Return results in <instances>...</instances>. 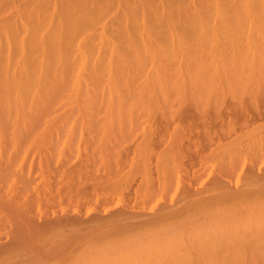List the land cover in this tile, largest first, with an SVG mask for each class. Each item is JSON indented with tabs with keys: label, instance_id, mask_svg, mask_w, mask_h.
<instances>
[{
	"label": "bare ground",
	"instance_id": "obj_1",
	"mask_svg": "<svg viewBox=\"0 0 264 264\" xmlns=\"http://www.w3.org/2000/svg\"><path fill=\"white\" fill-rule=\"evenodd\" d=\"M243 22L245 24L248 23L249 29L248 28H246V29H248L250 36L253 37L252 33L254 34V38H251V37L249 39L247 38V40H245L246 43H243L244 41L241 40L243 44H241L240 42H236L237 39L235 41H232L231 44L229 43L231 51L233 49L234 50L233 52H237V53L240 52L241 53L244 49L243 52H248L247 50H249L250 51L249 54L253 53L255 51H256V53L259 52L260 54L264 53V0H0V143L2 142V144H3L5 142L4 140L7 139V138L4 139L5 131L9 128V130H11L9 132H11V135H12L11 141L13 142V146H16L18 144V141L20 142V138L23 136L22 134L25 133V135H26V133H27V135H28V132L29 133L32 132L33 128L35 129L37 124L39 123V120L41 121V119L43 118L41 122L45 123L46 121L44 120V118L47 117V115L54 114V116H55V114L57 113L56 110L54 109L55 106H60L58 108H60V110L62 109L61 110L62 113H65V114L68 113L67 114L68 116L65 115L67 118H71L70 115H72L73 118L69 119V120H71V121H69L66 117H63V115L60 114L61 112H58L60 115H62L61 120L58 119V121L60 120V121H63L65 123L68 122L67 125L65 124L67 126V128L72 127V125H73L72 119L73 120L75 119V121L77 119H80V121L82 119H85V121L89 125L88 121L91 119L90 117H93V115H96V117H97V114H101V113H102V115H103V113H105L104 115H106V116L108 115V117L112 116V118H115V117L120 118L121 117L120 118L121 121L119 119H118L119 121L117 120L118 123L120 124V122H122V118H124V116H127V117L130 116L131 117V116L135 115L136 113L139 114V112H135L136 111L135 109H139L142 111V109L139 107L138 104H140V106H142L141 102L142 101H143L142 103L146 102V101L144 102V100H146L145 95L149 96L150 100L147 99L148 101H147V103H145V104L149 105V103H151V101H156L157 104H161L162 102H160V101L162 99H165V100L169 99V97H170L169 93H170L171 89H176L175 91H173V93L179 92L180 89L182 90V88H183L182 91H184V92L186 91L185 95L181 94V96L179 95L180 97L177 96V97H179L178 98L179 100L180 99L182 100L181 97L184 98V96H186V94L188 96L189 93H190V95H189L190 97L193 96L192 95L193 92L195 93L194 94L195 97L197 99H199L198 98L199 96H196V95L199 92H201V90L203 93L204 89L207 90V91H205L206 94L205 95H203L202 93L201 94L205 97H203L201 94L200 95L203 98L207 99V92L210 91L211 94L210 95L208 94V97L211 96L210 98L211 99L213 98V100L208 98L209 100H206L203 102V100H204L203 98L199 99V100L203 99L202 102L199 101L200 103H202V105L200 106V103H195V105L192 106L193 108L195 107V109H196L194 113L187 110L186 111L187 113L183 114L181 111L182 115H184L183 117L186 118L185 119L187 122V124L185 125V127L187 126L186 130H185L184 126H183L184 128L182 127L183 131L181 130L182 128L175 129V130L173 129L174 132L171 131V133L173 132V136H168L169 134L171 135V133H169V131L167 133V129L166 130L164 129V131H166V132L163 131L164 133L161 131L164 135H165V133L168 134V135H165L166 136L165 142L168 139L169 140L167 141V144L164 145L165 148H164V146H161V147H163L162 148L163 150L160 152V154L159 153L157 154L158 155L156 157L157 159L154 160L155 161L154 163H156V164H154V166L156 165V167H154V168H156L155 169L156 170L155 175H156L157 181H155L156 179L154 180V178L151 175H149L151 173H148L151 171V168L149 169V167H148V166H150L149 163H145V160H147V157L145 155L151 149H153L151 146H153L152 144H154L155 141H156L155 143L159 142L160 144H162V143L165 144L163 141L164 138L161 137L162 133L160 135L158 134V137H157V132H153L154 130L150 133L148 132L149 134L145 133V136H144L145 139H144L142 145L140 146V150L142 148V150L144 151V152H142V150H141V152L144 153L143 156L145 158L142 156V154H141V157L144 158L145 160L143 159L144 161L141 162V165L140 166L135 165L134 168L142 167L141 169L145 173H147V177L151 176L150 179L152 181L151 180L150 181L154 182V183L156 182L157 184L155 183V185H156L154 187L155 189L151 188L150 185H149L150 188H148L147 190L144 187V189L146 191L143 190L145 192L141 193L144 196L143 199H145L147 197H151L152 194L154 193V194L159 195L158 196L159 198L157 199V202H159L160 200H162L163 197L167 196V193L172 192L171 197H172V199H174V198L175 199L174 200H171V198H168V199L171 200L172 202H174L175 200L178 199L179 203H182V204L176 208H171V207L170 208H168V207L161 208L157 212L158 215L154 218L152 217L153 220L150 217L151 221L145 220V222H144L143 219H142V221L144 223L147 222L146 224L147 225L150 224V225H152V227L153 226L158 227V225H159V227L161 226L160 228L163 227L164 229H166L167 232H168V230L169 231H171V230L177 231L178 230V234L177 235L175 234L176 235V237H174L175 239H177V238L179 240L189 239V240H191V242L193 244L194 243H196V244L200 243L203 245V247L200 246L201 248L198 247L199 245L197 246L198 248L194 246L193 248H197V249L190 251L189 250L190 248L185 249V245L183 244L184 242L181 243V241H179V244L180 243L183 244L184 248H182V246L180 245L181 248L177 249V250H175V248H174L175 251H173V249L171 248L173 252H168L167 250H165L168 253V254L166 253L167 258H171L170 255H172V258H171L172 260L174 259L173 257H175V259L176 258H184L187 256L191 257L194 255H198L204 251L206 253V251L208 250V251H210L211 254L212 253H216V254L220 253V255H221V253H226V254H222L220 256L221 258L223 255L226 258L227 254H231L232 256L233 255L234 256L235 255H240V256L243 255L245 258L246 257L245 255H248L249 253L252 254L253 256L251 255L250 257L249 256L248 257L254 258V256H256L254 254H257L256 257H259V258H256V257L254 258V261H253V264H254L257 261V259L264 258V257L258 256V254L263 255L264 251L261 252L260 249L259 250L255 249L258 246L257 243L259 241L261 243H262V241H264V99L263 100L261 99V101L257 100V99L256 100L248 99L249 98L248 94L251 92H249L247 90L249 92L247 94V96H248L247 99L250 101H248V100L237 101L239 98L236 99L237 97H235L234 100H236V101L234 102V100H232L234 103H232V101L230 102L232 105H230V103H228L230 105V108H228L229 105L228 106H226L227 104L225 105V107H227L229 109V110L225 109V111H227V112L223 113L222 112V111H224L223 109L219 110L220 112H217L218 109H220L222 105L224 106V102L217 99V96L215 95L217 93L216 90L217 91H218V89L220 90L219 95H221V92H224V90L226 92L228 90L231 92L235 88L234 82H236V81L234 80V78L239 77L236 80L240 82L239 83L240 85H242V83L246 82V80L248 79L245 75L246 72L244 74V72L241 73V71H240L241 74L245 75V76L241 75L243 77V79L245 77L247 78L244 81L241 78V76H238L240 74L238 71L237 72L239 74L237 76L235 75L236 77H234L233 74H235V73H231V70L233 71V68L232 69L230 68V66H232L233 64L229 65V66L226 64H222L223 62H225V61H223L225 59L224 57H223L224 59L221 60L223 62H220V61H217V62L212 61L211 62L210 60H207V61H210L211 64L205 63L206 60L202 61L203 59L202 60H191V59H193V58H191L192 56H194V57H195V55L200 56V53H203L206 51L207 52L211 51V52L215 53L216 52L215 50H217V52L218 51L220 52V51H224L225 49H227L224 45L223 46L221 45V44H226L225 43L226 41L224 43H221V44L219 43L221 46H218L219 45L218 44V38L219 37L217 36V34H219V33L217 31L223 30V31L229 32V30H232V33H234L233 30L238 31L239 29H242V28L245 29L244 27H242ZM245 24H243V26H246ZM237 31H235V33ZM242 31L243 30H240L239 33H241ZM191 33H193L194 37H191L192 36ZM225 34H223V35H225ZM237 34H238V32H237ZM243 34H245V33L243 32ZM221 36H220L219 40H222L224 38V37H222V39H221ZM233 36H237V35H233ZM238 36H237V38H238ZM226 38L230 39V36L229 35L227 36V34H226L225 40H226ZM233 38L235 39V37H233ZM238 40H239V38H238ZM227 44H228V42H227ZM207 52L205 53V55L207 54ZM228 52H230V51H228ZM205 55H202V56H205ZM186 57H188V58L185 59ZM195 58H197V57H195ZM238 58H240V56ZM251 58H252L251 60H253L255 57L254 58L251 57ZM219 59L217 58V60H219ZM221 59H222V56H221ZM244 59H245V57H244ZM181 60H185L186 63L183 64L184 61L182 62ZM231 60L233 61V59H231ZM238 61H239V59H238ZM261 61H262V56H261ZM261 61H259L260 66H261V63H260ZM240 62H239V65H240ZM251 62H254V61H251ZM178 63H179V65H178ZM226 63H227V61H226ZM235 63H237V62H235ZM180 64L181 65L183 64V66H180ZM242 64H244V63H242ZM256 64H257V62H256ZM246 67H248V66H246ZM235 68H239V67H235ZM253 68L254 67H252V69ZM262 68H263V65H262ZM235 70L236 69H234V72H235ZM238 70H241V68ZM252 72H253V70H252ZM259 74H257V75H259ZM253 75H255V74L253 73ZM260 76H262V75H260ZM256 83H258V82H256ZM259 83H261V82H259ZM138 84H140L141 88L138 87ZM253 84H255V83H253ZM262 86H264V85L262 84ZM243 87H246V85L242 86V88ZM226 92H224V93H226ZM230 92H229V94H230ZM234 92H236V89L232 92L233 94L236 95V93H234ZM256 92H257V90H256ZM171 93H172V91H171ZM181 93H183V92H181ZM224 93H222V94L225 96ZM179 94H180V92H179ZM233 94H230V95L233 96ZM176 95H178V94H176ZM176 95H174L175 96L174 98L177 99ZM187 96L185 97V99L187 98ZM240 96H241V93H240ZM253 96H254V94H253ZM141 97L144 100H138ZM159 97H161L162 99ZM230 98L232 99V97H230ZM191 99H190V101H191ZM197 99H195V100H197ZM137 100L139 101V103H136ZM157 100H160L159 101L160 103H158ZM195 100H193V102H195ZM225 101L229 102V100H226V99H225ZM164 102H166V101H164ZM156 103L154 105L158 106V108H159L160 105H156ZM145 104H143V105H145ZM163 104H165V103H163ZM192 104H194V103H192ZM196 104L199 105V107H197ZM147 105H146L147 109L145 108V111H148L150 109V107H153V105L152 106L149 105L150 107L148 109ZM183 105H185V104H183ZM136 106L139 108H136ZM142 107H144V106H142ZM169 108H170V106H169ZM179 108L177 107V109H179ZM164 109H165V105H164ZM167 110H168V108H167ZM170 110H171V108H170ZM212 110L216 111L217 113L216 112L213 113ZM152 111H153V109H152ZM160 112H162V114H163L164 113L163 109H162V111L159 110V113ZM167 112L168 111H166V113ZM154 113H156V112H154ZM178 113H179V111H178ZM149 114H151V112H149ZM162 114H160V115H162ZM75 115H76V117L78 116L77 119L74 118ZM175 115H172V116H175ZM82 116H85V117L90 116L89 117L90 119L86 120V118L85 117L82 118ZM113 116H115V117H113ZM167 116L169 119L172 118V116L171 117H169V115H167ZM139 117L142 118L143 115L139 116ZM176 117H178V116H176ZM58 118H59V115H58ZM63 118H64V120L66 118V121H64ZM101 118H103V117H101ZM104 118L107 119L106 117H104ZM129 118H127V119H129ZM161 118H163V117H161ZM178 118H180V117H178ZM108 119H110V118H108ZM43 120H44V122H43ZM51 120L53 121V119H51ZM51 120H48V121H51ZM96 120H94V121H96ZM113 120L108 121L109 122L108 124L110 125L111 121H113ZM143 120H144V118H143ZM143 120H142V122H143ZM149 120H150V118H149ZM155 120H154V122H155ZM10 121H11V123H10ZM52 121H51V123L49 122V124H52ZM58 121L56 122V125L58 123H60V121L59 122ZM104 121L107 122V120H104ZM117 121H115V124ZM130 121H132V120H130ZM176 121H179V120H177V118H176ZM70 122H71V125L69 124ZM82 122H79V123H82ZM86 122H83V123L87 125ZM136 122H138V121H136ZM164 122H165V124L167 123L166 121H164ZM83 123L81 125H84ZM104 123H102V124L104 125ZM54 124L52 126H55ZM119 124H118V126H119ZM127 124H129V123H127ZM156 124H158V123L156 122ZM62 125H64V124H62ZM106 125H107V123H106ZM122 125L125 126L124 124H122ZM145 125L147 126V124H145ZM174 125H175V123H174ZM42 126H45V125H42ZM52 126H50V127H52ZM95 126H97V124ZM100 126H101L100 129L103 130L101 124H100ZM111 126L113 127V124ZM150 126H152V125H150ZM47 127L49 128V126H47ZM55 127H54V129H57ZM82 127H84V126H82ZM82 127H81V129L79 128V130H82ZM169 127H170V125H169ZM179 127H181V126H179ZM73 128L75 131V127H73ZM92 128H93V126H92ZM129 128L132 129L131 126ZM139 128H140V125H139ZM139 128H138V130H139ZM85 129H86V127L84 128V130ZM93 129L95 131V128H93ZM127 129L128 128H126V130ZM134 129H135V127H134ZM140 129H141V131L143 130V128H140ZM162 129H163V126H162ZM162 129H160V130H162ZM79 130H78V132H79ZM178 130H181V131H179L175 134V132ZM55 131H57V130H55ZM60 131H62V130H60ZM60 131H58V133ZM65 131H62V132L65 133ZM72 131L70 132L69 130H67L66 132L72 133ZM88 132H90V131H88ZM106 132H107V130H106ZM132 132H133V130H132ZM47 133H49V132H47ZM75 133L78 134L77 132H75ZM99 133H101V132L99 131ZM99 133H97V135ZM103 133H104V130H103L102 134ZM151 133L154 136L156 134V136H155L156 138L153 135H151ZM61 134L63 135V133H61ZM61 134H60V136H61ZM81 134L82 133H80V135ZM111 134H113V132ZM114 134H116V133H114ZM129 134H130V132H129ZM163 134H162V136H163ZM45 135H47V134H45ZM53 135L54 134H52V136ZM104 135H105V133H104ZM116 135H119V132ZM116 135H115V137H116ZM136 135H138V134H136ZM106 136H109V134H107ZM110 136H112V135H110ZM30 137H32V136H30ZM78 137L80 138L79 135L77 136V138ZM87 137L84 139L85 140L88 139ZM118 137H120V136H118ZM149 137H151V138H149ZM54 138L55 137H53V139ZM63 138H64V136L62 137V140H63ZM69 138H68V146L70 145L69 144V140H70ZM140 138H141V136H140ZM158 138H159V140L162 138V140H160L162 143L160 141H158ZM44 139H45V137H44ZM101 139H103L102 136H101ZM107 139L109 140V138H106V140ZM111 139H113V138H111ZM120 139H122V137ZM146 139L148 140V143H147ZM32 140H34V139H32ZM42 140H43V138H42ZM65 140L67 141V138ZM65 140H64V143L66 144ZM74 140H72V141H74ZM97 140H98V138H97ZM97 140L95 139L94 141L96 142ZM134 140H136V139H134ZM153 140H155V141H153ZM77 141H79V140L77 139ZM88 141H89V139H88ZM102 141H101V143H103ZM127 141L128 140H126V142ZM40 142H42V141H40ZM47 142H49V141H47ZM89 142H91V141H89ZM99 142H100V140H99ZM28 143H31V142H28ZM35 143H36V141H35ZM139 143H141V142H139ZM8 144H10V143L8 142ZM14 144H16V145H14ZM19 144H21V143H19ZM59 144H61V143H59ZM65 144L62 143L61 145L65 146ZM74 144H76V143H74ZM79 144H81V143H79ZM105 144L106 143L104 142V145ZM143 144H144V147H143ZM35 145H33V146H35ZM85 145H86V143H85ZM119 145H124V144H119ZM29 146H31V145H29ZM72 146H74V145H72ZM5 147L6 148L9 147V145L7 146V144H6ZM18 147H19V145L17 146V148ZM39 147L41 148V146H39ZM43 147H44V145H43ZM65 147H67V144ZM138 147H139V145H138ZM157 147H158V144H157ZM25 148H27V147H25ZM74 148H75V146H74ZM100 148L102 149V147H100ZM100 148H97V149H100ZM113 148H114V146H113ZM21 149H22V147H21ZM21 149H19V150H21ZM91 149H92V147H91ZM121 149H124V148L121 147ZM147 149H149V150H147ZM0 150H3V149H0ZM130 150L132 151V149H130ZM133 150H134V148H133ZM8 151L10 152V150H8ZM55 151H56V149H55ZM99 151H97V153H99ZM146 151H147V153H146ZM15 152L16 151L14 150V153ZM17 152H18V150H17ZM22 152L24 153L25 150L23 149ZM73 152H74V150H73ZM95 152H94V154H95ZM110 152H111V150H110ZM121 152H123V151H121ZM61 153H63V152H61ZM74 153H77V152H74ZM102 153H99V155L100 154L102 155ZM113 153H115V151ZM126 153H128V152H126ZM135 153H136V151H135ZM16 154H19V152ZM131 154L134 157L133 153H131ZM8 155H9V153H8ZM103 155H105V154H103ZM135 155H137V154H135ZM1 156H2V154H1ZM4 156H7V155L4 154ZM9 156L12 157L11 155H9ZM110 156H112V155H110ZM110 156H109V158H110ZM114 156H116V155H113V158H114ZM120 156H122V155H120ZM42 158H43V156H42ZM93 158H97V156H95ZM116 158H117V156H116ZM138 158L140 160L142 159V158H140V156ZM152 158H153V156H152ZM100 160L99 159H98V161L95 160V161H97L96 165H97V163H99ZM111 160H113V159H111ZM132 160H133V162L138 161V160H135L133 158H132ZM169 160H170V162H169ZM173 160H175V161H173ZM210 160H213V161L216 160V162L218 164H216L217 166L214 165L215 167L211 166L213 169L209 170L210 167L208 168V162ZM43 161L45 162V159ZM126 161H127V159H126ZM126 161H125V163H126ZM213 161H210V162H213ZM15 162H17V161H15ZM109 162H110V160H109ZM210 162H209V166L212 164H215V162L214 163H210ZM130 163H132V162H130ZM5 164H7V162ZM23 164L24 163L22 162V165ZM45 165H47V164H45ZM121 165H122V163H121ZM10 167L12 168L11 165L7 166L8 169H11ZM132 168H133V166H132ZM137 168H136V170L138 171ZM154 168L152 170H154ZM4 169L7 170L6 168H4ZM28 169H30V167ZM19 170H21V169H19ZM109 170L110 169H108V171ZM122 170H123V168H122ZM132 170L134 171V169H132ZM1 171H2L1 173H3V170H1ZM82 172H84V171H82ZM139 172H140V170H139ZM181 172H184L186 174L185 177L187 178V183L189 185H192L193 181H197V180L201 179L203 174H205V178L203 180H200V182H201L200 188H198L196 190L192 189L194 191H191L190 189L192 187L190 189L185 187L184 184H182L183 181L181 180V177H182V175L180 174ZM10 173H11V171H10ZM10 173H8V174H10ZM17 173L15 172V174H17ZM126 174H128V173H126ZM21 175H23V174H21ZM80 175H79V178H80ZM12 176H13V174L9 177H12ZM24 176H25V173H24ZM41 176H42V174H41ZM67 176L69 177L68 174H67ZM114 176H115V174H114ZM19 177H20V174H19L18 178ZM90 177H93V176H90ZM130 177H132V176L130 175ZM13 178H12V180H13ZM21 178H23V177H21ZM48 178H47V180H48ZM25 179H27V178H25ZM44 179H45V177H44ZM121 179H123V178H121ZM7 180L9 181V179H7ZM81 180H83V179H81ZM10 181H11V179H10ZM78 181H80V179ZM107 181H108V179H107ZM66 182H68V181H66ZM91 182H92V180H91ZM111 182H110V184H111ZM126 182L129 183V180H127V181L125 180V183ZM232 182H234V184H233V186L235 185L234 188L231 187ZM11 183H12V181H11ZM145 183L148 184V182H145ZM23 184H24V182H23ZM45 184H46V182H45ZM117 184H119L118 181H117ZM149 184H150V182H149ZM199 184H198V187H199ZM26 185H27V183H26ZM106 185H109L108 182ZM114 185L115 184L113 182L112 186H114ZM123 185L124 184H121L122 187H123ZM143 185H144V183H143ZM22 187H24V186L22 185ZM29 187H30V185H29ZM76 187H78V186H75V188ZM120 187H118V189ZM195 188H196V186H195ZM72 189H73V187H72ZM107 190H108V188H107ZM9 191H11V190H9ZM153 191H155V192H153ZM78 193H80V192L78 191ZM102 193L103 192H101V194ZM117 193H118V191H117ZM15 194L16 193H14V195ZM68 194H69V192H68ZM107 194H106V196H107ZM110 194H112V193H110ZM12 195H13V192H12ZM66 195H65V197H66ZM81 196H83V195L81 194ZM101 196H103V194ZM140 196H142V195H140ZM9 197H7L6 199H8ZM12 197H11V199H12ZM76 197H77V195H76ZM120 197H122V196H120ZM69 198H71V197L69 196ZM112 198H113V194H112ZM101 199H102V197H101ZM140 199H142V198H140ZM77 200L81 201V199H77ZM22 202L24 203V201H22ZM148 202H149V199H148ZM157 202L154 205H156V204L158 205ZM4 204L8 205L6 203H4ZM13 204H12V208H13ZM174 204L176 205L177 202L176 203L174 202ZM25 205H27V204H25ZM9 206H10V203H9ZM146 206H147V204H146ZM124 207H126V206H124ZM127 207H129V206H127ZM5 208H6V206H5ZM7 208H9V207H7ZM151 208H150V211L151 212L154 211V209L151 210ZM154 208H155V206H154ZM15 209H16V207H15ZM8 210H9V214H10V209H8ZM25 210H26V208H25ZM146 210L147 209H145L144 212H146ZM19 211H20V209H19ZM38 211H40V210H38ZM129 211H131V210H129ZM148 211H149V209H148ZM138 212H139V210H138ZM141 212H142V210H141ZM123 213H125V212H123ZM136 213H137V211H136ZM122 215H124V214H122ZM140 217H142V215ZM114 218H115V216H114ZM128 218L131 219L132 217L130 218V216H129ZM146 218L149 219V217H146ZM109 219H110V217H109ZM111 219L113 220V217H111ZM58 221H60V220H58ZM127 221H128V219H127ZM132 221H134V220H132ZM139 221H141V218ZM66 222H68V221H66ZM141 222L139 223L140 225L143 223V222L142 223ZM101 223H103V222H101ZM131 223H133V222H131ZM134 223H135V221H134ZM144 223H143V225H144ZM107 224H109V223H107ZM122 224L123 223H121V225ZM24 225L26 226V224H24ZM79 225H80V222H79ZM109 225H107L106 227H108ZM117 225H115V226H117ZM130 225H132V224H130ZM143 225H141V226H143ZM62 226H63V224H62ZM64 226H65V224H64ZM71 226H72V223H71ZM94 226L97 227L98 225L97 226L94 225ZM125 226H127L129 228L128 225H125ZM59 227L60 226H58L56 229H58ZM86 227H88V226H86ZM100 227L98 226V228H100ZM106 227H105V229H106ZM139 227H138V229H139ZM149 228H150V226H149ZM96 229L97 228H95V230ZM111 229H112V227H111ZM117 229L118 228H116V230ZM151 229L152 228L149 229L150 233H151ZM93 230H94V228H93ZM102 230H104V229H102ZM149 230H147V231H149ZM156 230H157V228H156ZM181 230H183V232ZM184 230H186V231L184 232ZM75 231H78V230H75ZM162 231H164V230H162ZM179 231H181L182 233ZM131 232H133L132 229H131ZM138 232L140 233L139 230H138ZM163 233H166V232H163ZM170 233L169 234L166 233L167 239H169L168 235H170ZM179 233H181V234H179ZM17 234L19 235V233H17ZM80 234L78 236H80ZM14 235H16V234H14ZM36 235H37V233H36ZM36 235H35V239H37ZM39 235L40 234H38V236ZM41 235H43V238H44V234H41ZM41 235H40V237H41ZM74 235H76V234L74 233ZM87 235H88V233H87ZM131 235H132V233H131ZM128 236L131 237L130 235H128ZM149 236H151V235H148V237ZM158 236H159V232H158ZM129 237H126V238L129 239ZM133 237L134 236H132V238ZM153 237H154V235H153ZM107 238H108V236H107ZM136 238H137V236H136ZM143 238H144V236H143ZM39 239H42V238H39ZM109 239L110 238H108V240ZM116 239H114V240H116ZM154 239H155V237H154ZM157 239L160 240V238H157ZM157 239H155V241ZM102 240H103V238H101V241ZM139 240H140V238H139ZM165 241H167V240H165ZM165 241L163 242V244L165 243ZM171 241H173V240H171ZM18 242L20 243V241H18ZM102 242H104V241H102ZM260 242L258 244H260ZM119 243L116 245H119ZM154 243H153V245H154ZM192 243H190L189 246ZM13 244H14V242H13ZM43 244L45 245L46 243H43ZM90 244H91V242H90ZM97 244H100V243L97 242ZM125 244H127V243H125ZM132 244H133V242H132ZM137 244H139V243L137 242ZM147 244H151V243H147ZM159 244H161V243H159ZM254 244H256V246ZM44 245H42V246L44 247ZM111 245L112 244H109V246L108 245L107 246L110 247ZM120 245H121V243H120ZM120 245L117 247H120ZM178 245H176L177 246L176 248H178ZM186 245H187V242H186ZM57 246H58V244H57ZM57 246H54V247H57ZM87 246H89V245H87ZM107 246H105V247H107ZM143 246H142V249H143ZM159 246L157 245L158 248H159ZM165 246H167V245L165 244ZM165 246H163V249H166ZM170 246H172V244ZM20 247H22V246H20ZM25 247H26V245H25ZM28 247L29 248L32 247L33 250H34V248L36 249V247L30 246V245H28ZM82 247H83V245H82ZM84 247H86V246L84 245ZM121 247H122V245H121ZM129 247H130V245H129ZM186 247H188V246H186ZM32 248H31V250H32ZM40 248H41V245H40ZM46 248L47 247H45V249ZM124 248H126V247H124ZM127 248H128V246H127ZM138 248H139V246H138ZM144 248L146 249V246ZM153 248L155 251L156 246H154ZM1 249L2 248L0 247V264H30L31 262H33V263L35 262V261H33L34 259L32 258V257L35 258V256L34 255L27 256L25 254L26 252L24 253V255H26V257L24 256L25 258H23L21 256L22 258L19 259L20 261L16 260L14 262L13 261L10 262V260H7V256H8V254L10 255V253L8 252V254H7L6 249H5L6 252H5V250H3V249L1 250ZM15 249L17 250V247H15ZM49 249L51 250V248H49ZM56 249H55V251H57ZM86 249L87 248H84V250H86ZM95 249L97 250V248H95ZM16 250H14V251H16ZM41 250H42V252H44L43 249H41ZM41 250L39 249L38 252L41 253ZM46 250H48V249H46ZM50 250H48V255L50 254L49 253ZM63 250H64V248H63ZM139 250H140V248H139ZM144 250H142V251H144ZM161 250H162V248H161ZM24 251H26V249H24ZM108 251H106V252H108ZM125 251H129V250L125 249ZM133 251H131V252H133ZM145 251H147V250H145ZM38 252H37V254H38ZM80 252H79V248H78V252H77V250H76V252H73V253H76L75 254L76 258H77L76 255H78V254H79L78 256H82L80 254ZM91 252H92V250H91ZM149 252L150 251L147 252L148 255H149ZM158 252H160V251L158 250ZM11 253H12V251H11ZM21 253H23V251ZM94 253L95 252H92V255ZM111 253L109 252L108 254H111ZM143 253H142V255H143ZM205 253L204 254L201 253L200 255L203 254L204 256L208 255V257H210L209 252H207L208 253L207 255H205ZM246 253H248V254H246ZM43 254H47V253L44 252ZM65 254H66V252H65ZM122 254H124V253H122ZM17 255H18V253H17ZM48 255H46L47 258H48ZM54 255H55V253H54ZM56 255H58V254L56 253ZM56 255H55V257H56ZM66 255H69V253H67ZM139 255L140 254H138V253L136 254V256L140 258ZM144 255H146V253H144ZM151 255L153 256V255H155V253L151 254ZM200 255H198V256H200ZM231 255H230V257H231ZM103 256H104V254H103ZM117 256L118 255L116 254L115 259L118 258ZM130 256H133V254H131ZM211 256H214V255H211ZM240 256L235 257V258H237V260L241 261ZM72 257H73V254H72ZM75 257H73V258H75ZM85 257H86V255H85ZM157 257H160V256L158 255ZM164 257H166V256H164ZM220 257H217V258L215 257V259H220ZM36 258L38 259L39 256H37ZM44 258H45V256H44ZM61 258H62V260L64 259L63 261L65 263V258L61 257V255H60V259ZM81 258H79V259H81ZM93 258H95V257H93ZM110 258H112V256ZM121 258L122 257H120V259ZM146 258L144 257V259H146ZM151 258H153V257H151ZM200 258H201V256H200ZM210 258H208V259H210ZM227 258H229V257H227ZM252 258H251V260H253ZM69 259H70V257H69ZM82 259L83 260L86 259V258H84V255H83ZM133 259H136V258H134V256H133ZM144 259L142 262L145 263ZM157 259H156V262H157ZM204 259H205V257L202 260H204ZM211 259H213V258H211ZM70 260H73V259H70ZM90 260L91 259H89V262H90ZM152 260H153L152 263H154L155 262L154 259H152ZM159 260H161V259H159ZM198 260L200 262H202L199 259V257H198ZM221 260H224V257ZM231 260H233V257ZM234 260H236V259H234ZM237 260H236V264L238 263ZM92 261H93V259H92ZM101 261H103V260H101ZM101 261L99 262V259H98L99 264L101 263ZM116 261H118V259H116ZM125 261H124V263H125ZM182 261H183V259H182ZM191 261L196 262L197 260H191ZM219 261L216 260L215 262L217 263ZM240 261H239V263H240ZM263 261H264V259H263ZM73 262H72V264H73ZM79 262H80V260H79ZM127 262H129V261H127ZM138 262L140 263V260ZM161 262L163 263V261H161ZM166 262L167 261H165L164 263H166ZM208 262L210 263V261H208ZM229 262H230V260H229ZM39 263L42 264V263H44V261L43 262L39 261L38 264ZM48 263H50V262H48ZM77 263L78 262L76 261L75 264H77ZM83 263H84V261H83ZM114 263L115 262H113V264ZM149 263L151 264L150 261L147 262V264H149ZM80 264H82V263H80ZM87 264H90V263L87 262ZM93 264H94V261H93ZM178 264H180L179 261H178ZM184 264H185V261H184ZM225 264H227V262Z\"/></svg>",
	"mask_w": 264,
	"mask_h": 264
},
{
	"label": "rangeland",
	"instance_id": "obj_2",
	"mask_svg": "<svg viewBox=\"0 0 264 264\" xmlns=\"http://www.w3.org/2000/svg\"><path fill=\"white\" fill-rule=\"evenodd\" d=\"M243 24H245L244 22L242 23V27H244L245 29H239L238 31L237 30H233V32L234 33H232V30H229V32H227V31H223V30H219V31H217L219 34H217V36L220 38V36H221V39H222V37H224L222 40H219V38H218V44L220 43H224L225 41V43L226 44H221L222 46L224 45L227 49H225L224 51H218L217 52V50H215L216 52L214 53V52H211V51H206L207 52V54L205 55V53L206 52H203V53H200V56H197V55H195V57H197V58H195L194 56H192L191 58H193V59H191V60H202V61H205V63H208V64H211L210 63V61L212 62V61H215V62H217V61H220V62H223V61H225V62H223L222 64H226V65H232V66H230V68L232 69L233 68V71L231 70V73H235V74H233L234 75V77H236L239 73H240V71H241V73L242 72H244V74H245V72H246V77L248 78H244L243 79V77L242 76H245L244 74H239L238 76H241V78L243 79V81L244 80H246V82H244V83H242V85H240L239 83V81H237L236 79H238L239 77H236V78H234V80L236 81V82H234V86H235V88H234V90L236 89V92H234V93H236V95L235 94H233L232 92L234 91V90H232L231 92L228 90L227 92L224 90V92H226V93H224V92H221V95H219L220 93V90L218 89V91L216 90V96H217V99L218 100H221V101H223L224 102V106L222 107L221 105V108L220 109H218V111L217 112H220L219 110H224V111H222L223 113L224 112H227V111H225V109H227V110H229L228 108H230V105H232L230 102L232 101V100H234L235 99V97H237L236 99H238L237 101H240V100H248V99H250V100H252V99H254V100H260L261 101V99L263 100L264 99V86H262V84L264 85V53H259V52H257L256 53V51L255 52H253V53H250L249 54V50H247L248 52H243L244 51V49H243V51L240 53H237V52H233L234 50L232 49V51H231V49H230V44H231V42L232 41H235L236 39H237V41L236 42H240L241 44H243V43H246V41L245 40H247V38L249 39L250 37L251 38H254V34L252 33V35H253V37L252 36H250L249 35V32H248V23L247 24H245L246 26H243ZM246 28H248V29H246ZM240 30H243L241 33H239L240 32ZM246 30V31H245ZM231 31V32H230ZM235 31H237L238 32V34H237V32L235 33ZM227 32V33H226ZM243 32L245 33V34H243ZM222 33V34H221ZM227 34V36L229 35L230 36V39L229 38H226V40H225V36H226V34ZM230 33V34H229ZM248 35H247V34ZM192 34V36L191 37H194L193 36V33H191ZM190 34V35H191ZM223 34H225V35H223ZM233 35H239L238 36V38H239V40H238V38H237V36H233ZM246 35V36H245ZM249 36V37H248ZM233 37H235V39L233 38ZM241 38V39H240ZM245 38V39H244ZM234 39V40H233ZM244 41L243 43H242V41ZM256 40V39H255ZM254 40V41H255ZM221 41V42H220ZM223 41V42H222ZM227 42H228V44H227ZM230 43V44H229ZM218 45V46H221V45ZM229 45V46H228ZM245 45V44H244ZM228 51H230V52H228ZM225 53V54H224ZM246 53V54H245ZM229 54V55H228ZM236 54V55H235ZM241 54V55H240ZM263 54V55H262ZM199 55V54H198ZM202 55H205V56H202ZM220 57H219V56ZM209 56V57H208ZM221 56H222V59H221ZM240 56V58H238ZM261 56H262V61H261ZM207 57V58H206ZM219 59V60H217V58ZM225 59H224V58ZM227 57V58H226ZM233 59V61L230 59ZM236 57V58H235ZM244 57H245V59H244ZM251 57H255L253 60H251L252 58ZM260 57V58H259ZM188 57H186L185 59H187ZM201 58V59H200ZM214 58V59H213ZM224 59V60H223ZM228 59V60H227ZM236 59V60H235ZM238 59H239V61H238ZM242 59V60H241ZM244 59V60H243ZM256 59V60H255ZM258 59V60H257ZM260 59V60H259ZM207 60H210V61H207ZM221 60H223V61H221ZM247 60V61H246ZM182 62H183V64H185L186 63V61L185 60H181ZM226 61H227V63H226ZM237 62V63H235V62ZM241 61V62H240ZM251 61H254V62H251ZM259 61H261L260 63H261V66H260V64H259ZM229 62V63H228ZM239 62H240V65L242 64V63H244V64H242L241 66L239 65ZM246 62V63H245ZM256 62H257V64H256ZM231 63V64H230ZM183 64L181 65L180 64V66H183ZM178 65H179V63H178ZM235 65V66H234ZM238 65V66H237ZM246 67V66H248V67H244V66ZM256 65V66H255ZM262 65H263V68H262ZM185 66V65H184ZM235 67H239V68H235ZM251 67V68H250ZM252 67H254L253 69H252ZM261 67V68H260ZM229 68V69H230ZM241 68V70H238V69H240ZM243 68V69H242ZM260 68V69H259ZM234 69H236L235 70V72H234ZM249 69V70H248ZM252 70H253V72H252ZM263 70V71H262ZM185 71V70H184ZM188 71V70H187ZM239 73H238V72ZM256 71V72H255ZM237 72V73H236ZM261 72V73H260ZM186 73V72H185ZM253 73L255 74V75H253ZM260 73V74H259ZM252 74V75H251ZM257 74H259V75H257ZM236 75V76H235ZM251 75V76H250ZM260 75H262V76H260ZM262 77V78H261ZM256 79V80H255ZM252 81V82H251ZM254 81V82H253ZM249 84H248V83ZM256 82H258V83H256ZM259 82H261V83H259ZM253 83H255V84H253ZM244 84V85H243ZM255 86H253V85ZM246 85V87H243L242 88V86H245ZM233 86V87H234ZM260 86V87H259ZM138 87L139 88H141V86H140V84H138ZM237 87V88H236ZM248 87V88H247ZM242 88V89H241ZM245 88V89H244ZM259 88V89H258ZM138 89V88H137ZM263 89V90H262ZM176 89H171V91H172V93H171V91H170V93H169V99H167V100H165V99H162L161 97H159V98H161L162 100L160 101V100H157L158 101V103H160V102H162L161 104H157L156 103V101H151V103H149V105L150 106H152L153 105V107H150L149 105H147V104H145V103H147V99H149V96H146L145 95V97H146V100H144V99H142V97L141 98H139L138 100H144V102L145 103H142L141 102V105L142 106H144V107H142V106H140V104H138L139 105V107L142 109V111L141 110H139V109H135L136 111L135 112H139V114L138 113H134L135 115H133V116H129V117H127V116H124V118H122V122H120V124L118 123V121L120 120L121 121V117L119 118H116L115 116H113V117H115V118H112V116H110V117H108V115L106 116V115H104L105 113H103V115H102V113L101 114H97V117H96V115H93V117H85V116H82V118L83 117H85L86 118V120H89L88 122H89V125H88V123L85 121V119H82L81 121H80V119H77L78 118V116L76 117V115H75V117L74 118H76L77 120L75 121V119L73 120L72 119V127H68L67 128V123H65V122H63V121H60L61 120V116L63 115V117H66V116H68L67 114L68 113H62L61 112V110H60V108H58V107H60V106H55V110H56V114H55V116H54V114H51V115H47V117H45L44 118V120L46 121L45 123L47 124H45V123H42L41 121H42V119H41V121L39 120V123L37 124V126H36V128L34 129L33 128V131L32 132H28V135H27V133H26V135H25V133L24 134H22L23 136L20 138V142L18 141V144L16 145V144H14V145H16V146H13V142L11 141V139H12V135H11V132H9V131H11V130H9V128L5 131V137H4V139H6V140H4L5 142V144L3 143L2 144V142L0 143L1 145H0V149H3V150H0V247L3 249V250H7V252H6V250H5V252L8 254V252L10 253V255L8 254V256H7V260H10V262L11 261H18L19 259H21L22 257L23 258H25L26 257V255L27 256H30V255H34L35 256V258L34 257H32L34 260L33 261H35L34 263L35 264H38V262L40 261V262H43L44 261V263L46 264H72V262H73V264H75L76 263V261L78 262L77 264H80V263H82V264H87V262L88 263H90V264H93V261H94V264H99V262L101 261V260H103V261H101V263L100 264H113V262H117L116 264H147V262H151V264H161L162 262L161 261H163V263L162 264H169L170 262V264H178V261L180 262V264L182 263V264H184V261H185V264H225L226 262H227V264H229L230 262V264H236V260H237V258H235V257H239L240 255H231V254H227L226 255V258H225V256L223 255L222 256V258L224 257V260H221L222 258L220 257L222 254H226V253H221V255H220V253H210V251H206V253H205V251L204 252H201V253H205V255H207L208 253L207 252H209V256L211 257V258H213V259H211L210 257H208V255L207 256H204L203 254L202 255H200V254H198V255H200L201 256V258L203 259L204 257H205V259L204 260H202L201 258H200V256H198V255H194V256H191V257H189V256H187V257H184V258H176L175 259V257H173L174 259L172 260L171 258H172V255H170L171 256V258H167V251L168 252H173V251H175V250H177V249H180L181 248V246H182V248H184V245H185V249H188V248H190L189 250L190 251H193V250H195V249H197L198 247L199 248H201V247H203V245L202 244H200V243H192L191 242V240H189V239H184V240H179L178 238L177 239H175L174 237H176V235L178 234V230L177 231H174V230H171V231H169L168 229V232L166 231V229H164L163 227L162 228H160L159 227V225H158V227L157 226H153L152 227V225H150V224H146V223H144L145 222V220H150V217L152 218H154V217H156L157 215H158V211H159V209H161V208H164V207H168V208H176V207H178V206H180L182 203H179V200L177 199V200H175L174 202L176 203L177 202V206L174 204V202H172L171 200H174V199H172V197H171V194H172V192H170V193H167V196H165V197H163L162 198V200H160L159 202H157V199L159 198L158 196L159 195H157V194H154L153 192H155V191H153L152 193V196L151 197H147V198H145V199H143L144 198V196H143V194H141L142 192H145L148 188H150L149 187V185L151 186V188H153V189H155L154 187L156 186L155 185V183L154 182H151L152 180L150 179L151 178V176L154 178V180L155 181H157V178H156V168H154V167H156V165L154 166V164H156V163H154L155 161L154 160H156L157 158V154L159 153L160 154V152L163 150L162 148L163 147H161V146H164V145H166L167 144V141L169 140H167L166 142H165V140H166V136L165 135H168L167 133H168V131H169V133H171V131H173V129L175 130V129H180V128H182L183 126L185 127V125L187 124V122H186V118L185 117H183L184 115H182V113L183 114H185V113H187L186 111L187 110H189V111H191V112H195V107L193 108L192 106H194L195 105V103H200L199 101H201L202 102V100H203V102L204 101H206V100H209V99H211L210 97H208V94L210 95L211 93H210V91L209 92H207V99L206 98H203V97H205V96H203V95H205L206 93H205V91H207V90H203V93H202V90H201V92H199L196 96H199L198 98L199 99H201V98H203L202 100H199V99H197L196 97H195V93L193 92L192 93V95L194 96H189L190 95V93H189V97L187 96V94H186V96H187V98L185 99V97L186 96H184V98L183 97H181L182 98V100L180 99H178L180 96H181V94L182 95H185V92L184 91H182L183 90V88H182V90L180 89V94H179V92H174L173 93V91H175ZM178 90V89H177ZM227 90V89H226ZM249 92H251V93H249ZM256 90H257V92H256ZM262 90V91H261ZM222 91V90H221ZM240 91V92H239ZM181 92H183V93H181ZM198 92V91H197ZM196 92V93H197ZM229 92H230V94H233V96H231L230 94H229ZM244 92V93H243ZM203 95H202V94ZM222 93H224L225 94V96L222 94ZM238 93V94H237ZM240 93H241V96H240ZM249 93V94H248ZM176 94H178V95H176ZM203 96H201V95ZM244 94V95H243ZM247 94L249 95V98H248V96H247ZM253 94H254V96H253ZM262 94V95H261ZM174 95H176V97L177 96H179V97H177V99L176 98H174L175 96ZM223 95V96H222ZM229 95V96H228ZM201 96V97H200ZM148 97V98H147ZM230 97H232V99L230 98ZM255 97V98H254ZM258 97V98H257ZM261 97V98H260ZM191 99V101H190V99ZM194 98V99H193ZM209 98V99H208ZM216 98V97H215ZM248 98V99H247ZM176 99V100H175ZM185 99V100H184ZM195 99H197V100H195ZM225 99L226 100H229V102H227V101H225ZM137 100V102L136 103H139V101ZM150 100V99H149ZM166 101V102H164V101ZM187 100V101H186ZM193 100H195V102H193ZM211 100H213V98L211 99ZM210 100V101H211ZM250 100H248V101H250ZM136 101V100H135ZM160 101V102H159ZM168 101V102H167ZM183 101V102H182ZM186 101V102H185ZM236 100H234V102H235ZM259 101V102H260ZM156 103V105H160L159 106V108H158V106H155L154 104ZM170 102V103H169ZM233 101H232V103H234ZM135 103V102H134ZM163 103H165V104H163ZM168 105H167V104ZM173 103V104H172ZM190 105H189V104ZM192 103H194V104H192ZM228 103H230V105L228 104ZM143 104H145V105H143ZM183 104H185V105H183ZM227 104V105H226ZM137 105V104H136ZM137 105V106H138ZM146 105L148 106V109H149V107H150V109L148 110V111H145V108L147 109V107H146ZM163 105V106H162ZM164 105H165V109H164ZM197 105V104H196ZM202 105V103H200V106ZM225 105L226 106H228V108L227 107H225ZM136 106V108H139V107H137ZM169 106H170V108H171V110H170V108H169ZM189 106V107H188ZM176 107V108H175ZM177 107L179 108V109H177ZM188 107V108H187ZM197 107H199V105H197ZM155 108V109H154ZM167 108H168V110H167ZM183 108V109H182ZM213 108V107H212ZM211 108V109H212ZM152 109H153V111H152ZM162 109H163V111H164V113L162 114V112H160L159 113V110H161L162 111ZM176 109V110H175ZM156 110V111H155ZM166 111H168L167 113H166ZM177 111V112H176ZM178 111H179V113H178ZM181 111H182V113H181ZM58 112H61L60 114H62V115H60ZM141 112V113H140ZM148 112V113H147ZM149 112H151V114H149ZM154 112H156V113H154ZM212 112L214 113V112H216V111H214V110H212ZM216 112V113H217ZM153 113V114H152ZM173 113V114H172ZM176 115H175V114ZM59 115V118H58V115ZM148 114V115H147ZM160 114H162V115H160ZM53 115V116H52ZM66 115V116H65ZM99 115V116H98ZM143 115V117L141 118V117H139V116H142ZM167 115H169V117H171L172 115H175V116H172V118L171 119H169L168 118V116ZM57 116V117H56ZM71 116V118H73L72 117V115H70ZM69 116V117H70ZM95 116V117H94ZM137 116V117H136ZM148 116V117H147ZM152 116V117H151ZM176 116H178V117H180V118H178V117H176ZM101 117H103V118H101ZM104 117H108V118H110V119H105ZM123 117V116H122ZM129 118V119H127V118ZM139 117V118H138ZM156 117V118H155ZM161 117H163V118H161ZM166 117V118H165ZM174 117V118H173ZM47 118V119H46ZM56 120H55V119ZM67 118V117H66ZM66 118H65V120H64V118H63V120L64 121H66ZM71 118H67L68 120L69 119H71ZM100 118V119H99ZM132 118V119H131ZM143 118H144V120H143ZM149 118H150V120H149ZM168 118V119H167ZM176 118H177V120H179V121H176ZM51 119H53V121L51 120ZM58 119H60L59 121H60V123H58L57 125H56V122L58 121ZM98 121H97V120ZM103 119V120H102ZM117 121L118 119V121L116 122V124H115V121ZM127 119V120H126ZM134 119V120H133ZM136 119V120H135ZM143 120V122H142V120ZM156 119V120H155ZM160 119V120H159ZM175 119V120H174ZM44 120H43V122H44ZM48 120H51L52 121V124H49V122L51 123V121H48ZM55 120V121H54ZM67 120V121H68ZM79 120V121H78ZM94 120H96V121H94ZM104 120H107V122L106 121H104ZM110 120H113V121H111V124L109 125L108 123V121H110ZM130 120H132V121H130ZM147 120V121H146ZM154 120H155V122H154ZM169 122H168V121ZM172 120V121H171ZM58 121V122H59ZM69 121H71V120H69ZM86 122L87 123V125L86 124H84L83 122ZM105 123H104V122ZM127 123H129V124H127ZM136 121H138V122H136ZM142 123H141V122ZM164 121H166L167 123L165 124V122ZM181 121V122H180ZM183 121V122H182ZM55 124H54V123ZM75 122V123H74ZM79 122H82L84 125H81L82 123H79ZM91 122V123H90ZM98 122V123H97ZM125 122V123H124ZM147 122V123H146ZM150 122V123H149ZM156 122L158 123V124H156ZM180 122V123H179ZM10 123H11V121H10ZM64 124V125H62V124ZM78 123V124H77ZM102 123H104V125L102 124ZM106 123H107V125H106ZM138 125H137V124ZM140 123V124H139ZM147 124V126L145 125V124ZM174 123H175V125H174ZM182 123V124H181ZM55 125V126H52V125ZM66 124V125H65ZM70 125H71V122L69 123ZM92 124V125H91ZM97 124V126H95ZM100 124L102 125V128H103V130H104V133H105V135H104V133L102 134V132H103V130L102 129H100L101 128V126H100ZM113 124V127L111 126ZM118 124H119V126H118ZM122 124H124L125 126H123ZM136 124V125H135ZM143 124V125H142ZM156 124V125H155ZM165 124V125H164ZM172 124V125H171ZM42 125H45V126H42ZM86 125V126H85ZM129 125V126H128ZM139 125H140V128H143V130L141 131V129L139 128ZM150 125H152V126H150ZM159 125V126H158ZM169 125H170V127H169ZM40 126V127H39ZM47 126H49V128L47 127ZM50 126H52V127H50ZM69 126V125H68ZM80 126V127H79ZM82 126H84V127H82ZM92 126H93V128H95V131H94V129L92 128ZM104 126V127H103ZM110 126V127H109ZM124 128H123V127ZM127 126V127H126ZM131 126V128L132 129H130L129 127ZM133 126V127H132ZM142 126V127H141ZM154 126V127H153ZM162 126H163V129H162ZM179 126H181V127H179ZM39 127V128H38ZM54 127L55 128H57V129H54ZM73 127H75V131H74V128ZM81 127H82V130H79V128L81 129ZM86 127V131L84 130V128ZM89 127V128H88ZM115 127V128H114ZM134 127H135V129H134ZM137 127V128H136ZM158 129H157V128ZM183 127V128H184ZM45 128V129H44ZM64 128V129H63ZM112 128V129H111ZM120 128V129H119ZM126 128H128L127 130H126ZM138 128H139V130H138ZM162 129V130H160V129ZM171 128V129H170ZM183 128L181 129L182 131H183ZM186 128H187V126L185 127V130H186ZM40 129V130H39ZM43 129V130H42ZM53 129V130H52ZM71 129V130H70ZM79 130V132H78V130ZM115 129V130H114ZM126 131H125V130ZM137 129V130H136ZM164 129L166 130L167 129V133H165V135L163 134L164 132H166V131H164ZM42 130V131H41ZM55 130H57V131H55ZM60 130H62V131H67V130H69L70 132L72 131V133H67L66 131H65V133L64 132H62V131H60ZM106 130H107V132H106ZM110 130V131H109ZM114 130V131H113ZM121 130V131H120ZM129 130V131H128ZM132 130H133V132H132ZM135 130V131H134ZM154 130V131H153ZM158 130V131H157ZM181 130H178V131H176L175 132V134L177 133V132H179V131H181ZM38 131V132H37ZM52 131V132H51ZM55 131V132H54ZM58 131H60L59 133L61 134V133H63V135L61 134V136H60V134L58 133ZM88 131H90V132H88ZM99 131L101 132V133H99ZM126 133H125V132ZM139 131V132H138ZM157 132V137H158V134L160 135L163 131V136H162V134H161V137H163L164 138V143L165 144H163L160 140H162V138L159 140V138H158V141H160L162 144H160L159 142H157V143H155L156 141L155 140H153V141H155L154 142V144H152L153 146H151L153 149H151L148 153H147V151H146V157H147V160H145L144 158V156H143V154L144 153H142V152H144L143 150H142V148H141V150H142V152H141V150H140V146L142 145V143H143V141H144V136H145V133L147 134L148 132L150 133V132ZM160 131V132H159ZM162 131V132H161ZM40 132V133H39ZM47 132H49V133H47ZM75 132H77L78 134H76ZM85 132V133H84ZM113 132V134H111V133ZM118 132H119V135H116V134H118ZM123 132V133H122ZM129 132H130V134H129ZM141 132V133H140ZM174 132V131H173ZM173 132L171 133V135L169 134L168 136H173ZM14 133V132H13ZM34 133V134H33ZM80 133H82L81 135H80ZM97 133H99L98 135H97ZM114 133H116V134H114ZM122 133V134H121ZM148 133V134H149ZM30 134V135H29ZM45 134H47V135H45ZM52 134H54L53 136H52ZM56 134V135H55ZM67 136H66V135ZM71 136H70V135ZM107 134H109V136L110 135H112V136H106ZM128 134V135H127ZM133 134V135H132ZM136 134H138V135H136ZM41 135V136H40ZM44 135V136H43ZM80 136V138L78 137L77 138V136ZM115 135H116V137H115ZM126 135V136H125ZM151 135H153L152 133H151ZM150 135V136H151ZM30 136H32V137H30ZM64 136V138H63V140H62V137ZM70 138H69V137ZM89 139V141H91V142H89L88 141V139H84V138H86V137ZM91 136V137H90ZM97 136V137H96ZM100 136V137H99ZM101 136L103 137V139H101ZM118 136H120V137H118ZM128 136V137H127ZM140 136H141V138H140ZM148 136V135H147ZM154 136V135H153ZM152 136V137H153ZM155 136H156V134H155ZM154 136V137H155ZM39 137V138H38ZM44 137H45V139H44ZM53 137H55L54 139H53ZM74 137V138H73ZM118 137V138H117ZM122 137V139H120ZM136 137V138H135ZM153 137V138H154ZM30 140H29V139ZM42 138H43V140H42ZM47 138V139H46ZM51 138V139H50ZM59 138V139H58ZM67 138V141L65 140ZM68 138L70 139L69 140V146H68ZM79 140V141H77V139ZM97 140V138H98V140L95 142L94 140L95 139ZM106 138H109V140L107 139L106 140ZM111 138H113V139H111ZM149 138H151V137H149ZM156 138V137H155ZM169 138V137H168ZM9 139V140H8ZM29 141H28V140ZM32 139H34V140H32ZM40 139V140H39ZM56 139V140H55ZM75 139V140H74ZM132 139V140H131ZM134 139H136V140H134ZM141 139V140H140ZM51 140V141H50ZM64 140L66 141V144H67V147H65L66 146V144L64 143ZM72 140H74V141H72ZM99 140H100V142H99ZM103 140V141H102ZM112 140V141H111ZM117 140V141H116ZM119 140V141H118ZM126 140H128L127 142H126ZM130 140V141H129ZM140 140V141H139ZM151 140V139H150ZM149 140V141H150ZM2 141V140H1ZM31 142V143H28V142ZM34 141V142H33ZM35 141H36V143H35ZM40 141H42V142H40ZM47 141H49V142H47ZM76 141V142H75ZM84 141V142H83ZM87 141V142H86ZM101 141L103 142V143H101ZM122 141V142H121ZM126 143H124V142ZM133 143H132V142ZM138 141V142H137ZM146 141H147V143H148V140L146 139ZM8 142L10 143V144H8ZM33 142V143H32ZM44 142V143H43ZM63 143V144H65V146L63 145H61V144H59V143ZM95 142V143H94ZM104 142L106 143L105 145H104ZM108 142V143H107ZM110 142V143H109ZM112 142V143H111ZM114 142V143H113ZM121 142V143H120ZM139 142H141V143H139ZM151 142V141H150ZM149 142V143H150ZM19 143H21V144H19ZM44 145V147H43V145ZM50 143V144H49ZM58 143V144H57ZM74 143H76V144H74ZM78 143V144H77ZM79 143H81V144H79ZM85 143H86V145H85ZM91 143V144H90ZM99 143V144H98ZM131 143V144H130ZM139 143V144H138ZM145 143V142H144ZM245 143V142H244ZM6 144H7V146L9 145V147H5L6 146ZM36 144V145H35ZM94 144V145H93ZM98 146H97V145ZM119 144H124V145H119ZM137 144V145H136ZM151 144V143H150ZM156 144V145H155ZM157 144H158V147H157ZM19 145V149H21V147H22V149L21 150H19L18 148H17V146ZM29 145H31V146H29ZM33 145H35V146H33ZM47 145V146H46ZM58 145V146H57ZM61 147H60V146ZM72 145H74L75 146V148H74V146H72ZM91 145V146H90ZM104 145V146H103ZM138 145H139V147H138ZM149 145V144H148ZM29 146V147H28ZM38 146V147H37ZM39 146H41V148L44 150H42ZM53 146V147H52ZM79 148H78V147ZM82 146V147H81ZM106 146V147H105ZM109 146V147H108ZM113 146H114V148L116 149H114L113 148ZM118 146V147H117ZM149 146V147H150ZM13 147V148H12ZM24 147V148H23ZM25 147H27V148H25ZM57 147V148H56ZM72 147V148H71ZM77 147V148H76ZM91 147H92V149H91ZM100 147H102V149L100 148ZM121 147L122 148H124V149H121ZM129 147V148H128ZM134 148V150H133V148ZM143 147H144V144H143ZM148 147V148H149ZM37 148V149H36ZM64 148V149H63ZM85 148V149H84ZM97 148H100V149H97ZM104 148V149H103ZM155 148V149H154ZM160 150H158V149ZM164 148H165V146H164ZM10 150V152L8 151V150ZM25 150V152L23 153L22 152V150ZM55 149H56V151H55ZM62 149V150H61ZM66 149V150H65ZM71 149V150H70ZM97 149V150H96ZM109 149V150H108ZM130 149H132V151L130 150ZM5 150V151H4ZM14 150L16 151L15 153H14ZM17 150H18V152H19V154H16V153H18L17 152ZM40 150V151H39ZM64 150V151H63ZM69 150V151H68ZM73 150H74V152H77V153H74L73 152ZM93 150V151H92ZM100 150V151H99ZM108 152H106V151ZM110 150H111V152H110ZM118 150V151H117ZM129 150V151H128ZM147 150H149V149H147ZM157 150V151H156ZM7 151V152H6ZM79 151V152H78ZM96 151V152H95ZM97 151H99V153H102L103 151V153H102V155L100 154L99 155V153H97ZM102 151V152H101ZM115 151V153H113ZM121 151H123V152H121ZM135 151H136V153H135ZM5 152V153H4ZM22 152V153H21ZM61 152H63V153H61ZM66 152V153H65ZM73 152V153H72ZM94 152H95V154H94ZM120 152V153H119ZM126 152H128V153H126ZM133 153V155H134V157L132 156V154L131 153ZM157 152V153H156ZM8 153H9V155H11L12 157H10L9 155H8ZM48 153V154H47ZM123 153V154H122ZM1 154H2V156H1ZM4 154L5 155H7V156H4ZM21 154V155H20ZM26 154V155H25ZM59 154V155H58ZM94 154V155H93ZM103 154H105V155H103ZM108 154V155H107ZM135 154H137V155H135ZM141 154H142V156L144 157V158H142L141 157ZM20 155V156H19ZM43 156V158H42V156ZM80 155V156H79ZM110 155H112V156H110ZM113 155H116L117 156V158H116V156H114V158H113ZM120 155H122V156H120ZM129 155V156H128ZM153 156V158H152V156ZM155 155V156H154ZM14 156V157H13ZM46 158H45V157ZM95 156H97V158L101 161H99V163H97V165H96V162L98 161V159L97 158H93V157H95ZM103 158H102V157ZM106 156V157H105ZM109 156H110V158H109ZM140 156V158H142L141 160L138 158ZM3 157V158H2ZM16 157V158H15ZM25 157V158H24ZM93 158V159H92ZM132 158L133 159H135V160H138V161H136V162H133V160H132ZM6 163L7 162V164H5L2 160ZM10 159V160H9ZM23 159V160H22ZM45 159V162L43 161ZM106 159V160H105ZM111 159H115L114 161L113 160H111ZM126 159H127V161H126ZM130 159V160H129ZM145 160V163H149V165L150 166H148L149 167V169L151 168V171L150 172H148V173H151V174H149V175H151V176H149V177H147V173H145L141 168L142 167H136L137 169H138V171L136 170V168H134L135 167V165L136 166H140L141 165V162H143L144 160ZM153 159V160H152ZM28 160V161H27ZM92 160V161H91ZM95 160H97V161H95ZM108 160V161H107ZM109 160H110V162H109ZM126 161V163H125V161ZM151 160V161H150ZM10 161V162H9ZM15 161H17V162H15ZM21 161V162H20ZM27 161V162H26ZM33 161V162H32ZM82 161V162H81ZM95 161V162H94ZM106 161V162H105ZM118 161V162H117ZM173 161H175V160H173ZM210 161H213V160H210ZM209 161V162H210ZM22 162L24 163L23 165H22ZM26 162V163H25ZM32 162V163H31ZM44 162V163H43ZM47 162V163H46ZM92 162V163H91ZM130 162H132V163H130ZM152 162V163H151ZM169 162H170V160H169ZM209 162H208V168H209V170L210 169H213L212 167H215L214 165H216V164H218L217 162H216V160H214L213 162H210V163H214L215 162V164H212V165H210L209 166ZM11 163V164H10ZM13 163V164H12ZM94 163V164H93ZM105 163V164H104ZM109 163V164H108ZM121 163H122V165H121ZM45 164H47V165H45ZM108 164V165H107ZM130 164V165H129ZM8 165H11L12 166V168L11 169H8L7 168V166ZM31 165V166H30ZM86 165V166H85ZM112 165V166H111ZM116 165V166H115ZM126 165V166H125ZM153 165V166H152ZM46 166V167H45ZM49 166V167H48ZM85 166V167H84ZM97 166V167H96ZM132 166H133V168H132ZM212 166V167H211ZM217 166V165H216ZM30 167V169H28ZM109 167V168H108ZM154 168V170H152L153 168ZM171 167V166H170ZM4 168H6L8 171L10 170L11 171V173H10V171L8 172L7 170H5ZM41 168V169H40ZM69 168V169H68ZM78 168V169H77ZM98 168V169H97ZM122 168H123V170H122ZM19 169H21V170H19ZM32 169V170H31ZM48 169V170H47ZM81 169V170H80ZM96 169V170H95ZM108 169H110L109 171H108ZM132 169H134V171L132 170ZM1 170H3V173H1L2 171ZM18 170V171H17ZM31 170V171H30ZM52 172H51V171ZM65 172H64V171ZM98 170V171H97ZM117 170V171H116ZM122 170V171H121ZM136 170V171H135ZM139 170H140V172H139ZM6 171V172H5ZM13 171V172H12ZM44 171V172H43ZM74 171V172H73ZM82 171H84V172H82ZM88 171V172H87ZM15 172L17 173V174H15ZM20 172V173H19ZM42 172V173H41ZM48 172V173H47ZM64 172V173H63ZM78 172V173H77ZM94 172V173H93ZM111 172V173H110ZM131 172V173H130ZM7 173V174H6ZM8 173H10V174H8ZM24 173H25V176H24ZM42 174V176H41V174ZM69 175V177L67 176V174ZM74 175H73V174ZM83 173V174H82ZM117 173V174H116ZM119 173V174H118ZM126 173H128V174H126ZM3 174V175H2ZM6 174V175H5ZM13 174V176L12 177H9V176H11ZM16 176H15V175ZM19 174H20V177L18 178V176H19ZM21 174H23V175H21ZM81 174V175H80ZM86 174V175H85ZM88 174V175H87ZM114 174H115V176H114ZM123 174V175H122ZM141 174V175H140ZM181 175H182V177H181V180L183 181L182 182V184H184V186L185 187H187V188H191L190 190L191 191H194V190H196V189H198V188H200V185H201V182H200V180H203L204 178H205V174H203V176H202V178L201 179H199V180H197V181H193L192 183V185H189L188 183H187V178L185 177V173L184 172H181L180 173ZM29 175V176H28ZM45 175V176H44ZM79 175H80V178H79ZM96 177H95V176ZM107 175V176H106ZM120 175V176H119ZM130 175L132 176V177H130ZM184 175V176H183ZM3 176V177H2ZM63 176V177H62ZM90 176H93V177H90ZM106 178H105V177ZM123 176V177H122ZM127 176V177H126ZM147 178H146V177ZM5 177V178H4ZM14 177V178H13ZM21 177H23V178H21ZM31 179H30V178ZM44 177H45V179H44ZM50 179H49V178ZM75 179H74V178ZM85 177V178H84ZM113 177V178H112ZM118 177V178H117ZM130 177V178H129ZM185 177V178H184ZM12 178H13V180H12ZM16 178V179H15ZM21 178V179H20ZM25 178H27V179H25ZM47 178H48V180H47ZM95 178V179H94ZM105 178V179H104ZM121 178H123V179H121ZM7 179H9V181L7 180ZM10 179H11V181H12V183H11V181H10ZM19 179V180H18ZM41 181H40V180ZM80 179V181H78ZM81 179H83V180H81ZM103 179V180H102ZM107 179H108V181H107ZM110 179V180H109ZM113 179V180H112ZM142 179V180H141ZM18 180V181H17ZM28 180V181H27ZM47 180V181H46ZM74 180V181H73ZM87 180V181H86ZM91 180H92V182H91ZM94 180V181H93ZM101 180V181H100ZM123 182H122V181ZM125 180L127 181V180H129V183L128 182H126L125 183ZM151 180V181H150ZM186 180V181H185ZM8 181V182H7ZM31 181V182H30ZM46 182V184H45V182ZM49 181V182H48ZM60 181V182H59ZM66 181H68V182H66ZM70 181V182H69ZM78 181V182H77ZM99 181V182H98ZM112 181V182H111ZM117 181H118V183L119 184H117ZM121 181V182H120ZM10 182V183H9ZM15 182V183H14ZM23 182H24V184H23ZM81 182V183H80ZM107 182H108V184L109 185H106L107 184ZM110 182H111V184H110ZM113 182H114V186H112V184H113ZM145 182H148V184L147 183H145ZM149 182H150V184H149ZM9 183V184H8ZM26 183H27V185H26ZM29 183V184H28ZM49 185H48V184ZM51 183V184H50ZM70 183V184H69ZM73 183V184H72ZM80 183V184H79ZM102 183V184H101ZM143 183H144V185H143ZM200 183V184H199ZM45 184V185H44ZM77 184V185H76ZM97 184V185H96ZM121 184H124L123 185V187L121 186ZM157 184V183H156ZM188 184V185H187ZM198 184H199V187H198ZM233 184H234V182H232V184H231V187L232 188H234V186H233ZM12 185V186H11ZM22 185L24 186V187H22ZM26 185V186H25ZM29 185H30V187H29ZM47 185V186H46ZM96 185V186H95ZM105 185V186H104ZM9 186V187H8ZM28 186V187H27ZM49 186V187H48ZM67 186V187H66ZM75 186H78V187H76L75 188ZM101 188H100V187ZM108 186V187H107ZM111 186V187H110ZM116 186V187H115ZM120 187L119 189H118V187ZM125 186V187H124ZM195 186H196V188H195ZM44 187V188H43ZM72 187H73V189H72ZM106 189H105V188ZM115 189H114V188ZM144 187H145V189H144ZM16 188V189H15ZM28 188V189H27ZM94 188V189H93ZM97 188V189H96ZM107 188H108V190H107ZM13 189V190H12ZM25 189V190H24ZM27 189V190H26ZM52 189V190H51ZM67 189V190H66ZM70 189V190H69ZM77 189V190H76ZM104 189V190H103ZM135 189V190H134ZM192 189H194V190H192ZM9 190H11V191H9ZM72 190V191H71ZM75 190V191H74ZM118 191V193H117V191ZM125 190V191H124ZM129 190V191H128ZM142 190V191H141ZM143 190H145V191H143ZM78 191L80 192V193H78ZM87 191V192H86ZM12 192H13V195H14V193H16L14 196L12 195ZM37 192V193H36ZM50 192V193H49ZM65 192V193H64ZM67 192V193H66ZM68 192H69V194H68ZM72 192V193H71ZM101 192H103L102 194H103V196H101L102 194H101ZM133 192V193H132ZM135 192V193H134ZM53 193V194H52ZM78 193V194H77ZM93 193V194H92ZM96 193V194H95ZM108 193V194H107ZM110 193H112L113 194V198H112V194H110ZM125 193V194H124ZM140 193V194H139ZM55 194V195H54ZM61 194V195H60ZM68 196H67V195ZM80 194V195H79ZM81 194L83 195V196H81ZM101 194V195H100ZM106 194H107V196H106ZM115 194V195H114ZM4 195V196H3ZM52 195V196H51ZM64 195V196H63ZM65 195H66V197H65ZM76 195H77V197H76ZM80 197H79V196ZM89 195V196H88ZM140 195H142V196H139ZM170 195V196H169ZM10 196V197H9ZM13 196V197H12ZM23 196V197H22ZM29 196V197H28ZM54 196V197H53ZM69 196L71 197V198H69ZM85 196V197H84ZM98 196V197H97ZM119 196V197H118ZM120 196H122V197H120ZM7 197H9L8 199H6ZM11 197H12V199H11ZM53 197V198H52ZM59 197V198H58ZM89 197V198H88ZM96 197V198H95ZM101 197H102V199H101ZM119 199H118V198ZM134 197V198H133ZM15 198V199H14ZM19 198V199H18ZM55 198V199H54ZM86 200H85V199ZM121 198V199H120ZM139 198V199H138ZM140 198H142V199H140ZM151 198V199H150ZM168 198H171V200H169ZM14 199V200H13ZM49 199V200H48ZM53 199V200H52ZM61 199V200H60ZM77 199H81V201L80 200H77ZM148 199H149V202H148ZM18 200V201H17ZM20 200V201H19ZM24 201V203L22 202V201ZM27 200V201H26ZM84 200V201H83ZM137 200V201H136ZM144 200V201H143ZM147 200V201H146ZM88 201V202H87ZM139 201V202H138ZM138 202V203H137ZM147 202V203H146ZM158 203V205L156 204V205H154L155 203ZM164 202V203H163ZM4 203H6V204H8V205H5ZM9 203H10V206H9ZM14 203V204H13ZM23 203V204H22ZM144 203V204H143ZM169 203V204H168ZM12 204H13V208H12ZM16 204V205H15ZM25 204H27V205H25ZM146 204H147V206H146ZM172 204V205H171ZM144 205V206H143ZM162 207H161V206ZM174 205V206H173ZM5 206H6V208H5ZM25 206V207H24ZM124 206H126V207H124ZM127 206H129V207H127ZM146 206V207H145ZM153 206V207H152ZM154 206H155V208H154ZM7 207H9V208H7ZM15 207H16V209H15ZM132 207V208H131ZM151 208V210H153L154 209V211H150V208ZM25 208H26V210H25ZM135 208V209H134ZM8 209H10V214H9V210ZM19 209H20V211H19ZM37 209V210H36ZM131 210V211H129V210ZM145 209H147L146 210V212H144L145 211ZM148 209H149V211H148ZM8 210V211H7ZM18 210V211H17ZM38 210H40V211H38ZM138 210H139V212H138ZM141 210H142V212H141ZM15 211V212H14ZM136 211H137V213H136ZM123 212H125V213H123ZM134 212V213H133ZM28 213V214H27ZM128 213V214H127ZM130 213V214H129ZM154 213V214H153ZM116 214V215H115ZM121 214V215H120ZM122 214H124V215H122ZM134 214V215H133ZM140 214V215H139ZM147 214V215H146ZM119 215V216H118ZM132 215V216H131ZM142 215V217H140ZM154 215V216H153ZM114 216H115V218H114ZM125 216V217H124ZM127 216V217H126ZM130 216V218L131 219H129L128 217ZM135 216V217H134ZM109 217H110V219H109ZM111 217H113V220L111 219ZM124 217V218H123ZM146 217H149V219L148 218H146ZM98 218V219H97ZM101 218V219H100ZM106 218V219H105ZM126 218V219H125ZM140 218H141V221H142V219H143V223H144V225H143V223L141 222V221H139L140 220ZM153 218H152V220H153ZM70 219V220H69ZM96 219V220H95ZM124 219V220H123ZM127 219H128V221H127ZM58 220H60V221H58ZM74 220V221H73ZM94 220V221H93ZM104 220V221H103ZM109 220V221H108ZM131 220V221H130ZM132 220H134L135 221V223H134V221H132ZM66 221H68V222H66ZM103 222V223H101V222ZM112 221V222H111ZM114 221V222H113ZM118 221V222H117ZM151 221V220H150ZM64 222V223H63ZM79 222H80V225H79ZM99 222V223H98ZM107 224V223H109V224H107V225H109L108 227H106L107 225L105 224V223ZM126 222V223H125ZM131 222H133V223H131ZM142 223L141 225H143V226H141L139 223ZM63 224V226H62V224ZM69 223V224H68ZM71 223H72V226H71ZM84 225H83V224ZM95 223V224H94ZM113 223V224H112ZM121 223H123L122 225H121ZM24 224H26V226L24 225ZM64 224H65V226H64ZM101 224V225H100ZM103 224V225H102ZM118 224V225H117ZM120 224V225H119ZM130 224H132V225H130ZM139 224V225H138ZM57 225V226H56ZM75 225V226H74ZM78 227H77V226ZM94 225H98L100 228H98V226L97 227H95ZM112 225V226H111ZM115 225H117V226H115ZM124 225V226H123ZM125 225H128L129 226V228L127 227V226H125ZM138 225V226H137ZM58 226H60L58 229H56ZM69 226V227H68ZM71 226V227H70ZM86 226H88V227H86ZM103 226V227H102ZM115 226V227H114ZM120 226V227H119ZM140 226V227H139ZM149 226H150V228H152L151 229V233H150V228H149ZM55 227V228H54ZM82 227V228H81ZM105 227H106V229H105ZM111 227H112V229H111ZM115 229H114V228ZM136 227V228H135ZM138 227H139V229H138ZM145 227V228H144ZM74 228V229H73ZM89 228V229H88ZM93 228H94V230H93ZM95 228H97L96 230H95ZM116 228H118L117 230H116ZM121 228V229H120ZM149 228V229H148ZM156 228H157V230H156ZM17 229V230H16ZM83 229V230H82ZM85 229V230H84ZM102 229H104V230H102ZM110 229V230H109ZM131 229H132V231L133 232H131ZM155 229V230H154ZM56 230V231H55ZM75 230H78V231H75ZM109 230V231H108ZM138 230L140 231V233L138 232ZM147 230H149V231H147ZM153 230V231H152ZM159 230V231H158ZM162 230H164V231H162ZM16 231V232H15ZM142 231V232H141ZM182 232H183V230H181ZM181 231H179V232H181ZM186 230H184V232H185ZM55 232V233H54ZM103 232V233H102ZM135 232V233H134ZM139 234H138V233ZM158 232H159V236H158ZM163 232H166L167 234H169L170 232V235H168V238L170 239H167V235H166V233H163ZM181 232V233H182ZM17 233H19V235L17 234ZM36 233H37V235H36ZM63 233V234H62ZM74 233L76 234V235H74ZM81 233V234H80ZM87 233H88V235H87ZM90 233V234H89ZM118 233V234H117ZM120 233V234H119ZM131 233H132V235H131ZM144 233V234H143ZM150 233V234H149ZM174 233V234H173ZM181 233H179V234H181ZM14 234H16V235H14ZM36 235V238L38 239H35V235ZM38 234H44V238H43V235H41V237H40V235L38 236ZM80 234V236H78ZM83 234V235H82ZM86 236H85V235ZM112 234V235H111ZM139 236H138V235ZM141 234V235H140ZM157 234V235H156ZM161 234V235H160ZM176 234V235H175ZM48 235V236H47ZM105 235V236H104ZM108 236V238H110L109 240H108V238H107V236ZM121 235V236H120ZM128 235H130L131 237H129ZM148 235H151V236H149L148 237ZM153 235H154V237H155V239H157V238H160V240L159 239H157L156 241H155V239H154V237H153ZM16 236V237H15ZM20 238H19V237ZM34 238H33V237ZM73 236V237H72ZM104 236V237H103ZM113 236V237H112ZM118 236V237H117ZM132 236H134L133 238L135 239H133L132 238ZM136 236H137V238H136ZM142 238H141V237ZM143 236H144V238H143ZM173 236V237H172ZM52 237V238H51ZM125 237V238H124ZM126 237H129V239L128 238H126ZM172 237V238H171ZM15 238V239H14ZM39 238H42V239H39ZM101 238H103V240L102 241H104V242H102L101 241ZM106 238V239H105ZM117 238V239H116ZM120 238V239H119ZM133 240H132V239ZM139 238H140V240H139ZM48 239V240H47ZM113 239V240H112ZM114 239H116V240H114ZM125 239V240H124ZM127 239V240H126ZM143 239V240H142ZM153 239V240H152ZM165 241V240H167V241H165V243L163 244V240ZM44 242H43V241ZM47 242H46V241ZM67 240V241H66ZM108 242H107V241ZM112 240V241H111ZM119 240V241H118ZM124 240V241H123ZM132 240V241H131ZM138 240V241H137ZM145 240V241H144ZM150 242H149V241ZM162 240V241H161ZM171 240H173V241H171ZM189 240V241H188ZM263 240V239H262ZM18 241H20V243L18 242ZM36 241V242H35ZM38 241V242H37ZM95 241V242H94ZM111 241V242H110ZM144 241V242H143ZM148 241V242H147ZM178 241V242H177ZM179 241H181V243H183V244H179ZM13 242H14V244H13ZM23 242V243H22ZM90 242H91V244H90ZM93 242V243H92ZM97 242H99L100 244H97ZM102 242V243H101ZM121 243V245H122V247H121V245H120V243ZM132 242H133V244H132ZM137 242L139 243V244H137ZM154 243V245H153V243ZM158 244H157V243ZM169 242V243H168ZM186 242H187V245H186ZM260 242V241H259ZM258 242V243H259ZM264 241H262V243L260 242V244H258L257 243V247L255 248V249H260V251L261 252H263L264 251V243H263ZM26 243V244H25ZM43 243H46L45 245L43 244ZM48 243V244H47ZM50 243V244H49ZM60 243V244H59ZM112 244L110 247H108L109 246V244ZM119 243V245H120V247H117V246H119V245H116V244H118ZM125 243H127V244H125ZM147 243H151V244H147ZM159 243H161V244H159ZM190 243H192L190 246H189V244ZM20 244V245H19ZM24 246H23V245ZM57 244H58V246H57ZM95 244V245H94ZM125 244V245H124ZM137 244V245H136ZM163 244V245H162ZM165 244L167 245V246H165ZM172 244V246H170V245ZM178 245V248H176L177 246L176 245ZM25 245H26V247H25ZM28 245H30V246H33V247H36V249L34 248V250H33V248L32 247H28ZM39 247H38V246ZM40 245H41V248H40ZM42 245H44V247L42 246ZM48 245V246H47ZM60 245V246H59ZM62 245V246H61ZM82 245H83V247H82ZM84 245L86 246V247H84ZM87 245H89V246H87ZM102 245V246H101ZM108 245V246H107ZM129 245H130V247H129ZM137 247H135V246ZM144 245V246H143ZM157 245L159 246V248L157 247ZM162 245V246H161ZM181 245V246H180ZM199 245V246H198ZM255 246H256V244H254ZM263 245V246H262ZM14 246V247H13ZM20 246H22V247H20ZM54 246H57V247H54ZM94 246V247H93ZM105 246H107V247H105ZM127 246H128V248H127ZM132 246V247H131ZM138 246H139V248H140V250L142 251V250H144L145 248V246H146V249L145 250H147V251H140L139 250V248H138ZM142 246H143V249H142ZM154 246H156V248H155V251H154V248L153 247ZM163 246H165V248L166 249H163ZM186 246H188V247H186ZM197 247V248H193V247ZM201 246V247H200ZM15 247H17V250L15 249ZM19 247V248H18ZM41 250V249H43V251L44 252H46L47 254H43L44 252H42V250H41V253L40 252H38L39 251V249ZM45 247H47L46 249H48V250H50L49 248H51V250H50V254L48 255V250H46L45 249ZM54 247V248H53ZM60 247V248H59ZM105 247V248H104ZM124 247H126V248H124ZM22 250H21V249ZM31 248H32V250H31ZM57 248V249H56ZM63 248H64V250H63ZM78 248H79V252H80V254L82 255V256H78V255H76L77 256V258L75 257V254L76 253H73V252H76V250H77V252H78ZM84 248H87L86 250H84ZM94 248V249H93ZM95 248H97V250L95 249ZM120 248V249H119ZM134 248V249H133ZM136 248V249H135ZM149 248V249H148ZM153 248V249H152ZM161 248H162V250H161ZM173 249V251H172V249ZM174 248H175V250H174ZM1 249V250H2ZM24 249H26V251H24ZM53 249V250H52ZM55 249L57 250V251H55ZM66 249V250H65ZM90 249V250H89ZM125 249L126 250H129V251H125ZM135 251H133V250ZM152 249V250H151ZM171 249V250H170ZM14 250H16V251H14ZM20 250V251H19ZM91 250H92V252H95L93 255H92V252H91ZM95 250V251H94ZM100 250V251H99ZM103 250V251H102ZM109 250V251H108ZM112 250V251H111ZM122 252H121V251ZM139 250V251H138ZM158 250L160 251V252H158ZM165 250H167V251H165ZM170 250V251H169ZM11 251H12V253H11ZM23 251V253H21ZM62 251V252H61ZM106 251H108V252H105ZM120 251V252H119ZM125 251V252H124ZM131 251H133V252H131ZM138 251V252H137ZM148 251H150L149 252V255L147 254V252ZM165 253H164V252ZM26 252V253H25ZM37 252H38V254H37ZM65 252H66V254L67 253H69V255H66L65 254ZM89 252V253H88ZM111 253V254H108V253ZM118 252V253H117ZM138 254H140L139 256H140V258L139 257H137L136 256V254L137 253ZM146 253V255H144V253ZM14 253V254H13ZM16 253V254H15ZM17 253H18V255H17ZM24 253L26 254V255H24ZM54 253H55V255H56V253L58 254V255H56V257H55V255H54ZM85 253V254H84ZM122 253H126L125 255L124 254H122ZM133 254V256H134V258H138L137 260L136 259H133V256H130L131 254ZM142 253H143V255H142ZM154 254L155 253V255H151V254ZM158 253V254H157ZM163 253V254H162ZM167 253V254H166ZM37 254V255H36ZM40 254V255H39ZM63 254V255H62ZM71 254V255H70ZM72 254H73V257H75V258H73L72 257ZM90 254V255H89ZM96 254V255H95ZM99 254V255H98ZM101 254V255H100ZM103 254H104V256H103ZM116 254L118 255L117 257L118 258H116V259H118V261H116V259H115V257H116ZM129 254V255H128ZM135 254V255H134ZM214 255V256H211V255ZM246 254H248V253H246ZM46 255H48V258H47V256ZM60 255H61V257H63V258H65V263H64V259L62 260V258L60 259ZM65 255V256H64ZM83 255H84V258H86V259H82L83 258ZM85 255H86V257H85ZM98 255V256H97ZM112 256V258H110L111 256ZM122 255V256H121ZM128 255V256H127ZM160 256V257H157V256ZM216 255V256H215ZM230 255H231V257H230ZM252 254H248V255H245L246 257L244 258V256L242 255V256H240V259H241V261L243 262H241L240 260H237V264H253V261H254V258L257 256V254H254V255H256V256H254V258H252L253 260H251V258H249L250 256H251ZM12 256V257H11ZM22 256V257H21ZM25 256V257H24ZM37 256H39V258L37 259L36 257ZM44 256H45V258H44ZM68 256V257H67ZM90 256V257H89ZM97 256V257H96ZM100 256V257H99ZM110 256V257H109ZM126 256V257H125ZM146 258H148L149 256V258L147 259H144V257ZM155 256V257H154ZM162 256V257H161ZM164 256H166V257H164ZM174 256V255H173ZM199 257V259L203 262H200L199 260H198V257ZM249 256V257H248ZM253 256V255H252ZM258 256H261V257H264V253H263V255L261 254V255H259L258 254ZM14 257V258H13ZM18 257V258H17ZM69 257H70V259H73V260H70L69 259ZM81 258V259H79V258ZM93 257H95V258H93ZM120 257H122L121 259H120ZM132 257V258H131ZM151 257H153V258H151ZM215 257L217 258V257H220V259H215ZM227 257H229V258H227ZM232 257H233V260L234 259H236V260H231L232 259ZM242 257V258H241ZM248 257V258H247ZM12 258V259H11ZM41 258V259H40ZM43 258V259H42ZM99 259V262H98V259ZM129 258V259H128ZM158 258V259H157ZM166 258V259H165ZM208 258H210V259H208ZM256 258H259V257H256ZM40 259V260H39ZM59 259V260H58ZM68 259V260H67ZM89 259H91L90 260V262H89ZM92 259H93V261H92ZM95 259V260H94ZM101 259V260H100ZM109 259V260H108ZM112 259V260H111ZM115 261H114V260ZM143 259H144V261H145V263L144 262H142L143 261ZM152 259H154V263H152L153 262V260ZM156 259H157V262H156ZM159 259H161V260H159ZM163 259V260H162ZM179 259V260H178ZM182 259H183V261H182ZM185 259V260H184ZM208 259V260H207ZM263 259L264 258H261V259H257V261L255 262L256 264H264V261H263ZM79 260H80V262H79ZM86 260V261H85ZM111 260V261H110ZM121 260V261H120ZM126 260V261H125ZM140 260V263L138 262ZM149 260V261H148ZM152 260V261H151ZM167 261L166 263H164L165 261ZM191 260H197L196 262H192ZM216 260H220L219 262H215ZM229 260H230V262H229ZM256 260V259H255ZM20 261V260H19ZM46 261V262H45ZM83 261H84V263H83ZM108 263H107V262ZM124 261H125V263H124ZM127 261H129V262H127ZM133 261V262H132ZM170 261V262H169ZM208 261H210V263L208 262ZM239 261H240V263H239ZM48 262H50V263H48ZM69 262V263H68ZM71 262V263H70ZM92 262V263H91ZM103 262V263H102ZM136 262V263H135ZM138 262V263H137ZM215 262V263H214ZM259 262V263H258ZM261 262V263H260ZM33 262H31L30 264H34ZM44 263H42V264H44ZM114 263V264H115ZM254 263V264H255ZM39 264H41V263H39ZM150 264V263H149Z\"/></svg>",
	"mask_w": 264,
	"mask_h": 264
}]
</instances>
